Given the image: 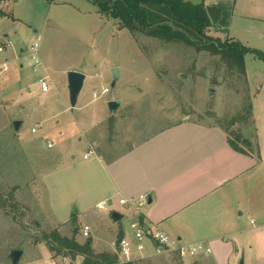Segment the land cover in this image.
<instances>
[{
  "label": "rangeland",
  "instance_id": "374dc122",
  "mask_svg": "<svg viewBox=\"0 0 264 264\" xmlns=\"http://www.w3.org/2000/svg\"><path fill=\"white\" fill-rule=\"evenodd\" d=\"M204 2L223 8L221 18L226 17L227 24L213 23L209 34L245 47L246 75L230 69L210 50L123 28L118 20L102 15L92 0H19L18 22L1 16L0 31L14 26L28 52L39 41L46 69L40 65L34 71L26 54L20 60L24 68L14 64L0 82V261H8L10 251L19 249L24 252L20 264L41 263L44 235L57 226L50 205L57 208L65 201L68 217L81 208V199L76 208L75 200H63L72 196L67 186L76 181L77 172H65L66 165H78L96 138L114 140L120 152L166 126L191 119L226 126L230 135L241 133L251 140V151L264 157V0ZM71 68L86 75L74 107L67 81ZM113 68L119 70L114 86ZM48 74L47 96L39 79ZM113 99L120 102L116 112L108 106ZM15 120L22 121L19 130ZM48 141L54 147L49 148ZM84 202L89 205L90 200ZM81 209L75 217L81 242L87 239L82 233L85 224L99 223L100 236L109 241L122 226L130 232L136 219L124 209L123 217L114 221L115 207L109 204L103 209L93 206L86 214ZM91 237H96L93 229ZM117 251H104L117 254L114 264H194L196 258L164 253L125 262Z\"/></svg>",
  "mask_w": 264,
  "mask_h": 264
},
{
  "label": "crops",
  "instance_id": "0c3cea01",
  "mask_svg": "<svg viewBox=\"0 0 264 264\" xmlns=\"http://www.w3.org/2000/svg\"><path fill=\"white\" fill-rule=\"evenodd\" d=\"M18 1L2 14L13 24L19 20ZM4 31L13 39L15 35L17 53L7 55L9 68L0 73V82L5 81L4 73L14 64L24 68L20 60L28 53L27 46L16 36L14 26ZM42 65L45 71L43 61ZM45 76L51 78L49 74ZM27 89L31 91L30 86ZM41 91L49 94L50 85L47 91ZM103 140L96 138L90 142L95 153L88 158L84 154L78 165H66L68 171L65 172L75 169L77 172L73 174L76 181L67 186L73 194L63 196V200H75L73 208H76L75 204L81 199L82 209L78 207L79 211L68 217L70 206L65 201L57 208L50 205L51 216L57 224L54 228L62 235L70 237L80 226L75 218L80 209L86 214L93 206L99 208L98 203L108 200L121 212L125 209L119 203L121 197L148 194L151 202L143 207L140 215L148 226L164 230L186 243L201 241L211 246L212 253L196 256L194 264H238L242 255L248 264H264V169H259L264 157L260 153L238 151L230 144L228 133L221 125L191 119L166 126L120 152L114 140ZM86 200H90L89 205ZM86 225L96 235L91 237L90 233L86 238L93 240L97 253L114 248L117 251L114 243L121 237L132 240L131 231L123 226L105 241L100 236L103 232L99 223L84 227ZM79 236L80 229L78 239ZM13 250L8 261H0V264H12ZM45 250L41 263L57 258L46 245ZM117 252L119 254V248ZM155 255L160 254L155 253L150 244L143 253L135 250L136 260ZM74 261L73 264H81Z\"/></svg>",
  "mask_w": 264,
  "mask_h": 264
},
{
  "label": "trees",
  "instance_id": "16d2710c",
  "mask_svg": "<svg viewBox=\"0 0 264 264\" xmlns=\"http://www.w3.org/2000/svg\"><path fill=\"white\" fill-rule=\"evenodd\" d=\"M92 1L102 15L118 20L123 28L166 41L183 42L198 49L210 50L219 54L230 69H236L246 75L245 47L232 38L222 41L209 34L213 23L227 24L226 17L221 18L224 14L223 8L218 5L206 6L205 0L201 3L187 0ZM248 113L252 114V104H249ZM222 127L227 131L229 142L236 150L241 152L252 150L251 140L244 138L241 133L234 132L230 135L227 127L223 125ZM140 219L144 221L142 217ZM78 230L77 226L73 235L69 237L54 229L44 235V242L56 257L68 256L72 260L81 258V264L116 263L117 254L95 252L91 238L84 242L79 241Z\"/></svg>",
  "mask_w": 264,
  "mask_h": 264
},
{
  "label": "built area",
  "instance_id": "2783aa9c",
  "mask_svg": "<svg viewBox=\"0 0 264 264\" xmlns=\"http://www.w3.org/2000/svg\"><path fill=\"white\" fill-rule=\"evenodd\" d=\"M18 0H0V17L7 9L16 3ZM12 52L17 53V45L9 34L5 31H0V73L8 70L9 68V58L7 55ZM30 59V64L34 71H37L42 61L39 54V41L35 40L30 46V50L27 53ZM18 58V57H17ZM41 89L47 91L49 85L47 82V77H41L40 79ZM109 92L108 88L103 89V93ZM94 96H98V90L94 91ZM36 128H33V132ZM47 146L49 148L54 147L53 141H48ZM95 153L93 146L90 147L89 151L86 153L85 158H88L91 154ZM150 201L148 194H142L137 198H126L121 197L119 203L127 210H131L137 218L130 223V229L132 231V240L127 237H121L120 241L114 243V245L119 247V255L125 262H132L136 260L135 250L139 253H143L148 248L150 244L155 253H174L180 258H186L188 256L196 257L200 254H211L212 248L205 242H193L186 243L181 239L167 233L159 228H151L144 221H141L140 215L142 214V209ZM111 205L108 200L98 203V207L103 209L107 205ZM82 233L85 237H89L91 233L90 226L86 225ZM74 260L70 259L68 256H59L48 263H37L33 264H73Z\"/></svg>",
  "mask_w": 264,
  "mask_h": 264
},
{
  "label": "water",
  "instance_id": "95a60500",
  "mask_svg": "<svg viewBox=\"0 0 264 264\" xmlns=\"http://www.w3.org/2000/svg\"><path fill=\"white\" fill-rule=\"evenodd\" d=\"M113 83L112 86H114L119 78V70L118 68H113ZM68 77V89L70 94V101L72 104V107H74L77 103L78 96L84 86L86 75L83 72L77 71V70H70L67 74ZM108 106L110 111L116 112L117 109L120 107V102L117 100H110L108 102ZM22 121L15 120L13 122L14 128L16 130H19L21 126ZM151 202V199L150 201ZM123 217V213H121L118 210H114L112 213V219L114 221H118ZM121 239H119L120 241ZM23 255V251L19 249H15L11 252V262L12 264H19L21 257ZM240 264H245L243 257L240 260Z\"/></svg>",
  "mask_w": 264,
  "mask_h": 264
}]
</instances>
